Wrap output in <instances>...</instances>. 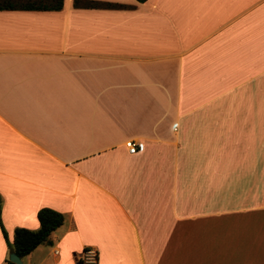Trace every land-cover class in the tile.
Returning a JSON list of instances; mask_svg holds the SVG:
<instances>
[{"label": "crops", "instance_id": "1", "mask_svg": "<svg viewBox=\"0 0 264 264\" xmlns=\"http://www.w3.org/2000/svg\"><path fill=\"white\" fill-rule=\"evenodd\" d=\"M64 1L0 11L1 221L66 218L23 264H264V0Z\"/></svg>", "mask_w": 264, "mask_h": 264}, {"label": "trees", "instance_id": "2", "mask_svg": "<svg viewBox=\"0 0 264 264\" xmlns=\"http://www.w3.org/2000/svg\"><path fill=\"white\" fill-rule=\"evenodd\" d=\"M145 3L148 0H137ZM64 0H0V11H61L64 8ZM76 9H118L121 6L110 3H102L88 0H75ZM40 229L37 231L18 228L15 230L14 242L10 243L7 231L1 221L0 227L7 242L9 252L17 254L21 260L28 257L36 248L45 243H50L51 235L65 223V215L53 209L44 208L38 212ZM8 264H13L7 259Z\"/></svg>", "mask_w": 264, "mask_h": 264}, {"label": "built area", "instance_id": "3", "mask_svg": "<svg viewBox=\"0 0 264 264\" xmlns=\"http://www.w3.org/2000/svg\"><path fill=\"white\" fill-rule=\"evenodd\" d=\"M126 146L131 154L138 153V144L136 142L129 141ZM79 261L81 264H97L99 262V253L94 248H86L82 252Z\"/></svg>", "mask_w": 264, "mask_h": 264}, {"label": "water", "instance_id": "4", "mask_svg": "<svg viewBox=\"0 0 264 264\" xmlns=\"http://www.w3.org/2000/svg\"><path fill=\"white\" fill-rule=\"evenodd\" d=\"M9 260L13 264H23V261L21 260V258L15 253H12L10 255Z\"/></svg>", "mask_w": 264, "mask_h": 264}]
</instances>
